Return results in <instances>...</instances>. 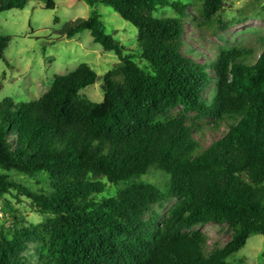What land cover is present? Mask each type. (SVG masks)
Wrapping results in <instances>:
<instances>
[{
    "label": "trees",
    "instance_id": "obj_1",
    "mask_svg": "<svg viewBox=\"0 0 264 264\" xmlns=\"http://www.w3.org/2000/svg\"><path fill=\"white\" fill-rule=\"evenodd\" d=\"M83 1L111 6L133 24L147 64L123 56L94 13L60 33L71 39L89 30L119 56L103 76L102 101L81 95L99 78L87 63L55 75L36 100L0 101L1 210L12 218L0 231V264H231L252 235H264V35L259 52L241 43L200 61L186 46L187 23L215 33L224 0ZM27 2L0 0V11ZM164 6L175 16L155 17ZM11 39L0 33V60ZM223 127L203 145L207 128ZM152 169L168 175L165 189L136 182ZM10 172L44 176L47 188L34 191ZM104 179L124 187L97 200ZM25 200L44 221L25 224L13 205ZM171 201L165 215L154 209ZM208 223L230 232L210 253L195 229ZM30 244L33 263L24 255Z\"/></svg>",
    "mask_w": 264,
    "mask_h": 264
},
{
    "label": "rangeland",
    "instance_id": "obj_2",
    "mask_svg": "<svg viewBox=\"0 0 264 264\" xmlns=\"http://www.w3.org/2000/svg\"><path fill=\"white\" fill-rule=\"evenodd\" d=\"M53 1L54 6L51 9L46 8L48 0H28L22 9L0 11V33L12 37L4 58L0 60V101L5 98H11L15 103L36 100L50 89L55 75H65L82 63H87L93 68L99 78L81 95L91 101H102L103 76L119 65V56L95 43L89 30H84L71 39L60 33L66 23L87 19L94 13L102 19L104 32L125 48L123 56L134 55L141 66L147 64L139 54L137 29L111 6H91L83 0ZM224 3L223 10L214 20L215 33L197 28L191 20L187 23L186 46L201 53L198 57L200 61L213 56L223 46L242 43L246 47H254L257 52L261 50L259 40L264 35V0H224ZM188 11L197 15L193 7H189ZM154 16L174 17L175 12L171 7L164 6L160 7ZM223 131L225 127L218 131L207 128L203 145L210 144L213 139L221 136ZM9 175L16 182L34 191L47 188L44 176L32 178L17 172H10ZM37 179L40 184L36 182ZM168 180L166 173L152 169L136 182H149L165 189ZM103 181L107 185L106 190L96 195L97 200L115 196L117 191L124 187L110 184L106 179ZM173 203L174 201L168 202L163 208L154 206V209L160 215H165ZM13 205L20 211V218L25 224L44 221V217L30 207L29 201L25 200L21 204L13 201ZM2 206L3 202L0 200V231L7 232L12 228V218L4 217ZM195 229L201 230L207 236V253L215 247L224 246L230 239L227 228L215 223L197 226ZM24 255L33 263L35 244H30ZM227 260L231 264H264V235H252L247 245Z\"/></svg>",
    "mask_w": 264,
    "mask_h": 264
}]
</instances>
